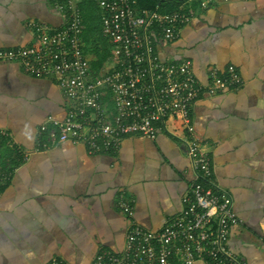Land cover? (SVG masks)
I'll use <instances>...</instances> for the list:
<instances>
[{
  "label": "crops",
  "instance_id": "crops-1",
  "mask_svg": "<svg viewBox=\"0 0 264 264\" xmlns=\"http://www.w3.org/2000/svg\"><path fill=\"white\" fill-rule=\"evenodd\" d=\"M178 6L193 15L177 38L156 43L159 57L190 60L204 88L211 68L232 66L242 82L215 93L205 88L190 106L188 127L173 117L167 124L175 135L200 139L213 182L231 195L239 223L231 227L230 249L245 264H264V0ZM63 19L54 0H0V48L32 45L30 21L57 28ZM65 112L53 77L0 61V161L10 150V177L0 190V264H92L101 249H122L132 221L158 230L178 215L195 180L184 144L165 130L154 138L126 136L118 149L100 153L70 142L42 148L39 125ZM119 194L133 199V219L118 208Z\"/></svg>",
  "mask_w": 264,
  "mask_h": 264
},
{
  "label": "built area",
  "instance_id": "built-area-1",
  "mask_svg": "<svg viewBox=\"0 0 264 264\" xmlns=\"http://www.w3.org/2000/svg\"><path fill=\"white\" fill-rule=\"evenodd\" d=\"M79 0H54L63 12L60 27L30 21L34 42L30 46L0 48V61L17 62L30 74L53 77L63 93L66 112L62 118L47 116L38 129L42 148L57 143L82 144L89 153L112 151L131 135L154 138L161 130L184 144L195 180L182 197V208L158 230L135 221L128 228L120 251L101 249L92 264H245L229 247L231 227L239 223L233 199L212 180L210 158L200 139L192 134L175 135L167 119L183 127L190 123L191 104L206 88L209 93L241 84L234 67L223 73L209 71L202 86L190 60L163 61L156 43L177 38L180 27L193 15L190 7L171 12L144 8L137 0H92L100 14L101 36L109 55L99 70L91 41L84 39ZM205 8L209 0H185ZM99 53L102 43L96 42ZM6 132L0 130V138ZM22 159L28 156L12 148ZM0 163V190L10 177L9 157ZM1 192V191H0ZM116 204L133 219V199L119 194ZM50 264H67L53 258Z\"/></svg>",
  "mask_w": 264,
  "mask_h": 264
},
{
  "label": "trees",
  "instance_id": "trees-1",
  "mask_svg": "<svg viewBox=\"0 0 264 264\" xmlns=\"http://www.w3.org/2000/svg\"><path fill=\"white\" fill-rule=\"evenodd\" d=\"M149 1V5L146 7L145 5H142V0H137L138 5L140 7L145 8H158L161 12H171L177 9H184L181 6H178L179 4H182L183 1L178 0H171L166 2H160V0H147ZM80 7L82 9V17H83V23L85 25L84 28V39L86 42L91 41L94 53L95 59L92 61V67L95 70H99L102 66V63L107 59L109 55V48L108 43L106 40L101 36L100 30H101V21H100V14L95 6V3L92 0H83L80 4ZM100 41L102 43V50L99 53L96 42ZM4 152V153H3ZM1 152L3 154L2 157H6L7 155H10L9 148H6L5 151ZM1 154V155H2ZM14 157H12L11 162L14 163L13 160ZM2 163V161H0Z\"/></svg>",
  "mask_w": 264,
  "mask_h": 264
},
{
  "label": "water",
  "instance_id": "water-1",
  "mask_svg": "<svg viewBox=\"0 0 264 264\" xmlns=\"http://www.w3.org/2000/svg\"><path fill=\"white\" fill-rule=\"evenodd\" d=\"M166 1H171V0H160V2H166ZM178 1H182V0H178Z\"/></svg>",
  "mask_w": 264,
  "mask_h": 264
}]
</instances>
